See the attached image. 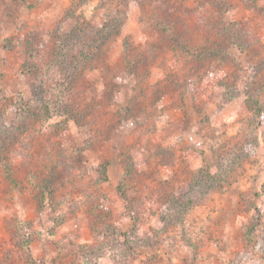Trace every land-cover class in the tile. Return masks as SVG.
Here are the masks:
<instances>
[{
  "label": "rangeland",
  "instance_id": "1",
  "mask_svg": "<svg viewBox=\"0 0 264 264\" xmlns=\"http://www.w3.org/2000/svg\"><path fill=\"white\" fill-rule=\"evenodd\" d=\"M86 256L264 264L260 0H0V264Z\"/></svg>",
  "mask_w": 264,
  "mask_h": 264
},
{
  "label": "trees",
  "instance_id": "2",
  "mask_svg": "<svg viewBox=\"0 0 264 264\" xmlns=\"http://www.w3.org/2000/svg\"><path fill=\"white\" fill-rule=\"evenodd\" d=\"M59 51L61 52L60 57L62 59V64L65 67L64 71L62 70V78L64 79V84L59 87V91L57 93V95L55 97H59L57 99V103H54L50 100H47L46 98L43 101L37 100L32 102L30 105L25 103V105L27 106L28 110L29 109H34L36 108L41 114L42 116H44L45 118H51V117H56V116H63L65 117L68 121H73L75 124L76 119L74 118V113L73 110L70 108L69 106V101H70V96L72 94V88L74 85V81L77 77V72L78 70L83 66L84 63L80 62L78 59V62L72 64L71 66H68L67 63H65V54H63L65 51L67 52V48L65 47V44L62 45L60 44L59 47ZM89 56H86V59ZM20 104L22 105L23 102H20ZM27 111V110H26ZM22 114L24 113L23 110H21ZM29 112V111H28ZM104 166L99 165L96 167V171L98 173V175L100 176V178L102 179H106L105 178V170H104ZM22 228V227H21ZM24 234H25V229H21ZM126 241V242H125ZM124 243H126L127 245V240H125ZM128 246V245H127ZM129 247V246H128ZM81 264H93V261L91 260L90 256H86L85 259L81 262Z\"/></svg>",
  "mask_w": 264,
  "mask_h": 264
},
{
  "label": "clouds",
  "instance_id": "3",
  "mask_svg": "<svg viewBox=\"0 0 264 264\" xmlns=\"http://www.w3.org/2000/svg\"><path fill=\"white\" fill-rule=\"evenodd\" d=\"M260 3L262 5H264V0H260ZM129 126H131V122H129ZM24 159H25L24 154H15L14 158L12 160V163H17V162L22 161ZM256 247H257V249H259L260 246L257 245ZM255 264H261V261L257 260V261H255Z\"/></svg>",
  "mask_w": 264,
  "mask_h": 264
}]
</instances>
